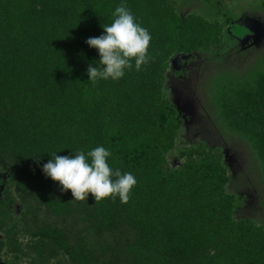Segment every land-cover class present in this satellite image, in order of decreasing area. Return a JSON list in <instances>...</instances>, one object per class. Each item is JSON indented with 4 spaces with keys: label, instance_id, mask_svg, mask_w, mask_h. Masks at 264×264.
Instances as JSON below:
<instances>
[{
    "label": "trees",
    "instance_id": "trees-1",
    "mask_svg": "<svg viewBox=\"0 0 264 264\" xmlns=\"http://www.w3.org/2000/svg\"><path fill=\"white\" fill-rule=\"evenodd\" d=\"M224 1L204 0L215 12L209 18L178 12V0H124L150 33L147 60L139 69L133 60L119 80L92 84L86 69L99 56L85 41L112 23L121 0H0V164H15L21 175L0 176V217L14 205V186L61 220H82L87 240H97L92 249L56 226L29 230L72 264H264V227L234 216L221 149L201 141L178 150L179 165L168 159L183 126L166 92L171 60L221 57ZM219 103L227 127L249 140L264 170V71L231 85ZM97 146L112 153L113 168L136 177L128 203H95L91 193L72 200L42 172L53 153Z\"/></svg>",
    "mask_w": 264,
    "mask_h": 264
},
{
    "label": "rangeland",
    "instance_id": "rangeland-1",
    "mask_svg": "<svg viewBox=\"0 0 264 264\" xmlns=\"http://www.w3.org/2000/svg\"><path fill=\"white\" fill-rule=\"evenodd\" d=\"M224 3L229 10V22L217 18L227 40L221 57L211 59L205 53H196L171 60L166 92L183 117V126L168 159L173 166L179 165L182 159L178 150L201 141L220 148L230 176L226 190L236 197L234 216L250 218L264 227L262 162L249 140L227 127L219 103L231 85L250 81L264 71V6L258 0H225ZM177 10L182 14L215 16L214 9L204 0H178ZM249 20L253 21L255 30L250 28ZM16 167L0 164V176L13 173L21 179ZM11 190L14 205L8 215L0 217L5 218L0 226V264H72L63 252L53 248L51 241L45 247L36 244V237L29 230L43 225L63 229L71 241L84 242L89 249L97 246L95 237L87 240L82 220L75 216L61 220L38 197L29 192L21 197L14 192V186Z\"/></svg>",
    "mask_w": 264,
    "mask_h": 264
},
{
    "label": "clouds",
    "instance_id": "clouds-1",
    "mask_svg": "<svg viewBox=\"0 0 264 264\" xmlns=\"http://www.w3.org/2000/svg\"><path fill=\"white\" fill-rule=\"evenodd\" d=\"M112 15V23L102 27L100 36L85 41L90 48L97 50L99 56V63L94 62L96 66L89 64L86 69L87 80L92 84L100 80H119L126 70L132 68L133 60L137 69L147 60L150 33L137 23L124 0ZM56 153L43 164L42 172L59 182L62 191L70 190L72 200L85 202L91 193L95 203L117 197L122 204L128 203L137 179L131 172H121L109 164L112 153L107 148L97 146L87 152H72L74 155L68 156Z\"/></svg>",
    "mask_w": 264,
    "mask_h": 264
},
{
    "label": "flooded vegetation",
    "instance_id": "flooded-vegetation-1",
    "mask_svg": "<svg viewBox=\"0 0 264 264\" xmlns=\"http://www.w3.org/2000/svg\"><path fill=\"white\" fill-rule=\"evenodd\" d=\"M244 22V21H243ZM247 22V21H246ZM253 22V21H252ZM252 22L249 20L248 24L250 26V28H252L253 30H255V25L252 24Z\"/></svg>",
    "mask_w": 264,
    "mask_h": 264
},
{
    "label": "water",
    "instance_id": "water-1",
    "mask_svg": "<svg viewBox=\"0 0 264 264\" xmlns=\"http://www.w3.org/2000/svg\"><path fill=\"white\" fill-rule=\"evenodd\" d=\"M173 61V60H172ZM174 64V62H172Z\"/></svg>",
    "mask_w": 264,
    "mask_h": 264
}]
</instances>
